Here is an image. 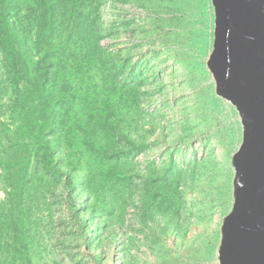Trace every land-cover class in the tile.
Here are the masks:
<instances>
[{"label":"rangeland","instance_id":"rangeland-1","mask_svg":"<svg viewBox=\"0 0 264 264\" xmlns=\"http://www.w3.org/2000/svg\"><path fill=\"white\" fill-rule=\"evenodd\" d=\"M103 18L112 49L139 66L145 108L155 111L137 133L146 137V147L134 155L151 187L144 190L142 180L134 178L125 197L109 189L89 200L81 189L76 211L64 201L55 211L37 212L39 229L33 227L28 241L35 245L33 259L37 264H218L220 229L233 202L231 156L242 129L235 109L216 97L206 67L213 40L210 1L108 0ZM174 178L179 202L163 198V192L155 195L154 185ZM103 198L112 206H104ZM4 199L0 184V202Z\"/></svg>","mask_w":264,"mask_h":264},{"label":"trees","instance_id":"trees-1","mask_svg":"<svg viewBox=\"0 0 264 264\" xmlns=\"http://www.w3.org/2000/svg\"><path fill=\"white\" fill-rule=\"evenodd\" d=\"M107 1L0 0V264H37L36 213L64 201L76 211L81 189L89 200L109 189L125 197L134 178L151 187L134 155L155 111L139 66L108 42ZM176 180L154 185L155 195L179 202Z\"/></svg>","mask_w":264,"mask_h":264},{"label":"water","instance_id":"water-1","mask_svg":"<svg viewBox=\"0 0 264 264\" xmlns=\"http://www.w3.org/2000/svg\"><path fill=\"white\" fill-rule=\"evenodd\" d=\"M213 40L206 67L216 97L236 111L242 141L231 156L232 208L218 264H264V0H209Z\"/></svg>","mask_w":264,"mask_h":264}]
</instances>
